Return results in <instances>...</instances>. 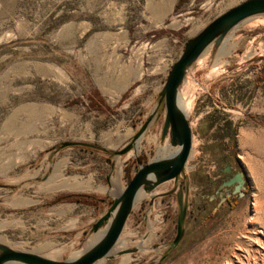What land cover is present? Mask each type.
I'll return each mask as SVG.
<instances>
[{
	"label": "rangeland",
	"instance_id": "1",
	"mask_svg": "<svg viewBox=\"0 0 264 264\" xmlns=\"http://www.w3.org/2000/svg\"><path fill=\"white\" fill-rule=\"evenodd\" d=\"M243 1L0 0V242L67 260L98 239L137 159L169 153L164 103L136 149L115 151L150 117L188 39ZM180 94L193 129L184 236L172 247L171 180L142 190L114 248L127 247L95 264H264V14L210 47ZM227 165L244 173L243 195L218 189ZM67 193L95 199L56 200Z\"/></svg>",
	"mask_w": 264,
	"mask_h": 264
},
{
	"label": "water",
	"instance_id": "2",
	"mask_svg": "<svg viewBox=\"0 0 264 264\" xmlns=\"http://www.w3.org/2000/svg\"><path fill=\"white\" fill-rule=\"evenodd\" d=\"M260 14H264V0H245L219 14L188 39L183 52L168 72L158 104L150 117L131 141L115 153L122 155L134 148L136 149L137 142L150 127L153 114L161 103H164L165 106V120L161 138L164 140L169 135L170 139L167 145L176 148V151L166 155H157L147 163H142L139 158L137 159L139 164L137 172L122 192L114 198L107 212L93 225L94 232L107 225L106 230L98 239L93 241L81 254L67 260H55L37 253L16 250L0 242V264H95L102 258L111 257L113 256L112 250L118 243L142 190L152 192L159 185L171 180L177 182L178 186L163 194L175 193L177 197L180 211L177 220V234L172 245V247H176L185 233V220L188 211L187 196L190 191L189 182L183 181L181 178L185 175L193 149V129L188 116L179 105L182 85L190 70L210 47H218L232 29L243 21ZM78 144L94 146L86 142H66L64 146ZM228 170H231L230 166ZM232 185H234V194H244L245 176L243 172H237L225 183V186ZM136 250L137 248H130L128 252ZM149 264H154V262Z\"/></svg>",
	"mask_w": 264,
	"mask_h": 264
},
{
	"label": "trees",
	"instance_id": "3",
	"mask_svg": "<svg viewBox=\"0 0 264 264\" xmlns=\"http://www.w3.org/2000/svg\"><path fill=\"white\" fill-rule=\"evenodd\" d=\"M226 136L234 140L236 136V132H230ZM94 199L95 196L87 193H67V194H61L56 198L57 201H76L80 203L91 202V201L93 202Z\"/></svg>",
	"mask_w": 264,
	"mask_h": 264
},
{
	"label": "bare ground",
	"instance_id": "4",
	"mask_svg": "<svg viewBox=\"0 0 264 264\" xmlns=\"http://www.w3.org/2000/svg\"><path fill=\"white\" fill-rule=\"evenodd\" d=\"M233 49V48H232ZM226 53V52H225ZM223 60V59H222ZM183 96V95H182ZM182 96H181V94L179 95V105H180V107L182 108V110L185 112V114L188 116V111H187V109H186V107H185V105H186V102H185V98L184 99H182ZM139 150V149H138ZM165 151L166 152H175L176 151V148H171L169 145H167L166 147H165ZM158 155L160 154L161 155V153H163V151L162 150H159L158 152ZM165 155V154H164ZM57 169V168H56ZM59 171V170H58ZM58 183V182H57ZM60 185H61V183H60ZM59 185V186H60ZM65 187V186H64ZM68 187V186H67ZM60 188V187H59ZM140 196H142V195H140ZM144 197V196H143ZM127 247V244L126 243H123L120 247H117V248H114L113 250H112V253H115V252H117V251H119V250H123V249H125ZM133 260V256L132 255H130V254H128V255H126V256H124V258H123V260H122V263H127V262H130V261H132ZM229 264V263H228Z\"/></svg>",
	"mask_w": 264,
	"mask_h": 264
},
{
	"label": "flooded vegetation",
	"instance_id": "5",
	"mask_svg": "<svg viewBox=\"0 0 264 264\" xmlns=\"http://www.w3.org/2000/svg\"><path fill=\"white\" fill-rule=\"evenodd\" d=\"M231 167V170H228V167ZM233 169H234V166L233 165H227V167H226V169H225V172L227 173V175H226V177H224L223 179H222V181H221V184L219 185V188L218 189H220V190H224V189H229L230 187H233L232 188V192H231V194L233 193V189H234V185H232V186H225V183L229 180V179H231L237 172H241V171H236L235 173H233ZM232 173V175H230L229 176V174H231ZM217 181H215V183H216ZM230 194V195H231ZM230 195H226L225 196V199H228L229 197H230Z\"/></svg>",
	"mask_w": 264,
	"mask_h": 264
},
{
	"label": "crops",
	"instance_id": "6",
	"mask_svg": "<svg viewBox=\"0 0 264 264\" xmlns=\"http://www.w3.org/2000/svg\"><path fill=\"white\" fill-rule=\"evenodd\" d=\"M233 173H235V171H233ZM226 175H227V173L225 172V176H224V177H226ZM230 175H232V173H231V174H229V176H230Z\"/></svg>",
	"mask_w": 264,
	"mask_h": 264
}]
</instances>
